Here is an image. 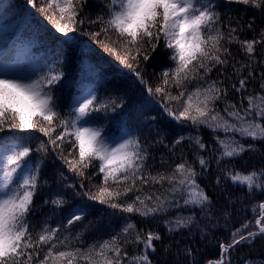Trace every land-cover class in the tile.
<instances>
[{
  "label": "snow or ice",
  "instance_id": "6c2138e0",
  "mask_svg": "<svg viewBox=\"0 0 264 264\" xmlns=\"http://www.w3.org/2000/svg\"><path fill=\"white\" fill-rule=\"evenodd\" d=\"M89 3L26 0L33 14H43L63 37L79 32L130 69L148 93L159 94L164 100L168 117L190 123L196 134L179 135L169 144L159 131L155 136L146 135L139 126L131 130L125 124L121 134L114 135L106 121L109 113L123 106L124 95L99 97L97 89L84 87L66 103L57 88L65 76L63 49L46 74L33 78L16 71V60L27 50L14 45V56L5 52L0 66V133L35 130L47 141L33 148L29 136L0 137V264H153L150 253L156 252L157 242L168 252L173 244L180 245L177 235L187 232L191 238L193 229H199L204 221L205 229L213 226L216 205L198 183V178H206L213 161L217 172L214 183L221 191L229 182L233 187H246L250 196L264 191V167L245 173L229 163L245 151H260L242 140H264V71L259 72L261 92L246 97L247 107L243 96L239 106L229 99L230 92L248 91L257 78V66L264 69V25L257 31L256 16L242 22L232 9L223 10L219 0H97L95 12L88 8ZM225 3L249 6L264 17V0ZM0 16L11 18L7 5L0 8ZM90 28L94 30L88 31ZM245 31L254 33L251 40L242 38ZM234 44L246 59H237ZM161 45L171 50L168 59L173 66L161 71L153 87L145 79L146 67ZM89 52L85 47L80 54L86 57ZM173 102L178 106H172ZM155 120L150 117L149 123ZM201 126L214 133L215 147L206 145L199 134ZM185 142L192 161L185 154ZM154 146H163L168 155L157 158L151 151ZM49 150L80 177L81 188L83 180L90 179L89 169L91 176L102 174L90 199L130 214L119 230L112 229L108 238L89 243L85 239V232L90 231L87 225L80 232L72 230L89 214L85 207H74L56 220L57 211L67 203L62 192L43 201L44 206H52L49 213L34 204V197L48 180L41 175L43 157L27 158L34 151L46 155ZM205 151L207 155L202 154ZM226 198L230 205L236 203L227 194ZM172 210L175 215H169ZM251 210L254 223L245 222L230 233L229 242H220L221 255L215 264H236L231 253L264 237V201L252 205ZM133 215L145 220L159 218L169 243H163L159 231L138 228ZM220 215L230 214L225 209ZM140 246L142 250L135 251ZM129 247L134 249L131 255ZM182 250L192 256V247L184 245ZM239 261L264 264V257L240 254Z\"/></svg>",
  "mask_w": 264,
  "mask_h": 264
},
{
  "label": "trees",
  "instance_id": "16d2710c",
  "mask_svg": "<svg viewBox=\"0 0 264 264\" xmlns=\"http://www.w3.org/2000/svg\"><path fill=\"white\" fill-rule=\"evenodd\" d=\"M223 5V10L232 9L233 15L241 16L242 22H247L253 16H256L255 28L257 31L264 25V17L249 6L239 3L226 4L225 0H219ZM8 6L10 13L9 19L0 16V66H2L4 53L11 51L14 56V45H18L27 50V54L21 59L16 60V65L21 73L31 75L33 78L44 73L46 74L53 62L60 58V50L65 53V76L57 85L59 94H61L66 103L71 102V98L80 94L79 88H95L99 97L105 95L120 96L124 95L125 102L121 108L108 114L107 126L114 135L123 131L126 124L129 129L135 130L138 126L147 135L149 132L155 136L159 131L166 137V143L171 144L179 135L188 136L195 135L196 129L190 123H178L164 112V100L159 94H150L146 91L144 85L140 84L135 78L134 73L119 64L114 57L104 52L103 49L95 42H89V38L81 35L79 32L69 33L68 37L56 31L47 18L40 13H34L26 4V0H0V8ZM39 6V5H38ZM97 0H90L88 8L95 12L97 8ZM28 13V15H24ZM94 28L88 29L92 31ZM254 33L245 31L242 38L251 40ZM259 39L258 36H256ZM90 48L87 56L80 54L81 49ZM257 45V50H259ZM232 50L236 53L237 59H246L244 53L239 49L238 45H232ZM171 54L170 49H163V46L157 48L152 54L151 59L147 63L145 79L155 87L159 82L161 71L165 68L172 67V62L168 59ZM83 61V63H82ZM264 69L257 66V78L248 85V91L236 94L230 92L229 99L239 106L241 96L245 97L244 106L247 107L248 95H256L261 92L259 72ZM215 76V73H213ZM173 94H177V90L172 88ZM172 106H178L173 102ZM156 117L155 122L149 123L150 117ZM199 134L203 138L206 145L215 147L213 139L214 133L201 126ZM223 136V133H216ZM29 136L30 144L33 148L38 147L41 142H46L47 137L38 131L32 130L29 133H21L17 130H10L0 133V137L11 136ZM237 139H240L237 136ZM245 145L252 144L260 151H245L241 156L229 161L236 169L245 173L252 169H260L264 167V140L244 139L241 141ZM183 148L189 161L194 160L192 151L188 148L187 142ZM151 151L159 158L161 155H168L167 150L163 146H154ZM207 155V151L202 153ZM43 157L42 178L48 180V185L43 186L34 197V204L42 207L43 213L51 211V205L44 206L43 201L54 198L58 192L65 195L67 203L64 207L57 211L55 219L59 220L66 216L69 210L74 207H85L89 213L84 221L77 222L73 225V232H80L83 226L87 225L90 231L85 232L87 242L103 237L108 238L112 234V229L119 230L125 223V219L130 215L121 212L119 209H112L107 204H101L98 201L90 199L97 191V187L102 182V174L91 176L92 170L89 169L90 179L83 180L84 187L81 188V179L75 173L69 171L67 165L59 158V155L51 150L45 155L44 153H36L35 151L27 159L36 160ZM195 167L199 171V165ZM62 174V176H61ZM217 175L215 163L206 178H198V183L212 197L217 208V219L213 221L211 228H204L206 221L202 222L199 229H193L195 233L191 238L185 232L183 236L177 235L175 239L180 240V245L173 244V248L165 252L159 242L156 243V252L150 253L153 264H215L221 255L220 242L227 243L231 239L230 233L242 224L248 221L254 223V215L251 210L252 205L264 201V191H254L250 196L246 187H233L229 182L224 185V191H221L214 183ZM75 188L73 189L72 186ZM231 197L236 201L230 205L226 198ZM227 210L230 214L227 217L220 215V212ZM184 215L189 212L180 209ZM258 211V209H257ZM176 211H170L169 215H175ZM39 214L37 219H39ZM133 221L140 229L159 231L164 236V244L169 243L165 227L153 219H141L139 216H132ZM91 222V224L89 223ZM107 225H111L109 228ZM201 230L203 232L201 233ZM184 245L192 247V256H186L182 250ZM142 250V246L135 251ZM129 254H133L134 249L129 247ZM244 254L245 258L260 256L264 257V237L255 240L251 247L245 245L238 249L237 252L231 253V258L236 264H240L239 256Z\"/></svg>",
  "mask_w": 264,
  "mask_h": 264
},
{
  "label": "rangeland",
  "instance_id": "374dc122",
  "mask_svg": "<svg viewBox=\"0 0 264 264\" xmlns=\"http://www.w3.org/2000/svg\"><path fill=\"white\" fill-rule=\"evenodd\" d=\"M16 71L20 72V71L18 70V68H17V65H16ZM20 73H21V72H20ZM25 74H26V73H25ZM121 132H122V131H121ZM121 132H120L119 134H117V135H120Z\"/></svg>",
  "mask_w": 264,
  "mask_h": 264
}]
</instances>
